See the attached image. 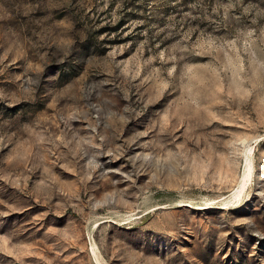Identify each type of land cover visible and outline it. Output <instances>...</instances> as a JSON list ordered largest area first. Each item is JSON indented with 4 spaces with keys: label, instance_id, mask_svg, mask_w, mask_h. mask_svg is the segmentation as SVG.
<instances>
[{
    "label": "rangeland",
    "instance_id": "374dc122",
    "mask_svg": "<svg viewBox=\"0 0 264 264\" xmlns=\"http://www.w3.org/2000/svg\"><path fill=\"white\" fill-rule=\"evenodd\" d=\"M0 264H264V0H0Z\"/></svg>",
    "mask_w": 264,
    "mask_h": 264
}]
</instances>
